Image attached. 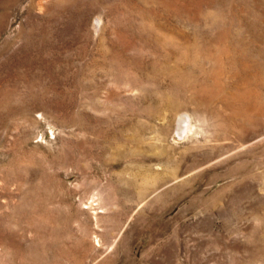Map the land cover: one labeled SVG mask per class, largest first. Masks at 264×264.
<instances>
[{
	"label": "rangeland",
	"instance_id": "obj_1",
	"mask_svg": "<svg viewBox=\"0 0 264 264\" xmlns=\"http://www.w3.org/2000/svg\"><path fill=\"white\" fill-rule=\"evenodd\" d=\"M0 264H264V0H0Z\"/></svg>",
	"mask_w": 264,
	"mask_h": 264
}]
</instances>
